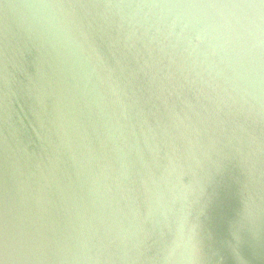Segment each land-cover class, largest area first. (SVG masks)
<instances>
[{
    "label": "water",
    "instance_id": "1",
    "mask_svg": "<svg viewBox=\"0 0 264 264\" xmlns=\"http://www.w3.org/2000/svg\"><path fill=\"white\" fill-rule=\"evenodd\" d=\"M0 264H264V0H0Z\"/></svg>",
    "mask_w": 264,
    "mask_h": 264
}]
</instances>
